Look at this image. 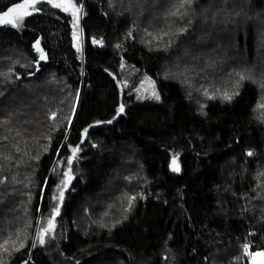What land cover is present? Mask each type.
<instances>
[{
	"label": "trees",
	"instance_id": "16d2710c",
	"mask_svg": "<svg viewBox=\"0 0 264 264\" xmlns=\"http://www.w3.org/2000/svg\"><path fill=\"white\" fill-rule=\"evenodd\" d=\"M73 2L75 28L46 2L0 26V264H240L245 243L264 249V0H194L182 18L181 0ZM142 76L159 100L135 99Z\"/></svg>",
	"mask_w": 264,
	"mask_h": 264
},
{
	"label": "snow or ice",
	"instance_id": "6c2138e0",
	"mask_svg": "<svg viewBox=\"0 0 264 264\" xmlns=\"http://www.w3.org/2000/svg\"><path fill=\"white\" fill-rule=\"evenodd\" d=\"M46 2L50 4L53 8L56 9H61L65 13H71L72 16V23H73V28L76 27V25L79 22V15L78 13L81 11V7H78L73 0H60V2H55V0H23V3H16L10 7H7L5 11L0 13V26H11L14 28H18L21 26L22 21L24 20L25 17L30 16L32 14L29 9H33L35 11H39L35 6L38 3ZM194 3V0H181V3L179 5V8L177 9L176 12H173L172 15L177 16L178 18H182V16L187 15V12L181 13L179 11L180 8H191L192 4ZM191 23V20H189V24ZM186 29H182L181 31H185ZM131 35V33H129ZM73 37L76 38V33L75 31L73 32ZM94 43H100V41H94ZM39 41L36 42V47L37 50L39 51ZM44 55L41 54L40 59H44ZM239 80L243 81L247 79L246 75L244 73H237ZM261 88H264V82L260 84ZM154 98L159 100V95H156L155 93L153 94ZM212 98V97H209ZM224 99L226 100H231L232 96L225 93L224 94ZM260 108H264V104L259 105ZM123 111V105H121L120 109L118 110L119 112ZM53 119H55V113H53L52 116ZM108 123H111V121H108ZM87 129L84 130L85 134L87 133ZM80 151L79 147H74L72 148V156H70L67 159V164L69 165V171L64 173V176L66 177V180L63 181L62 183L67 186V183H69L72 179L70 172H71V165L73 163V159L76 156V153ZM252 152H248V156H252ZM173 171H179V168L175 166V159L173 160ZM261 176H264V173H260ZM3 181H0L2 183ZM142 198V197H141ZM60 199H63V192L61 191L60 193ZM136 200V196H132L129 198V209L132 206V202ZM54 215H59V208L56 207L54 208ZM55 228V223H54V218L49 219L47 221V227H41L38 229L36 233V237L39 241L40 244L45 243V236L50 233L53 229ZM249 235H254V233H249ZM5 244H7V241H5ZM25 245L23 243L20 244V248H23ZM35 247V243L32 245ZM252 248V245L249 243H245L243 245V256L245 258H250V264H264V249L258 250V251H252L250 250ZM20 249H16V251H19ZM4 251L7 252V248L4 247ZM240 258H238L239 260ZM27 264V262H25Z\"/></svg>",
	"mask_w": 264,
	"mask_h": 264
},
{
	"label": "rangeland",
	"instance_id": "374dc122",
	"mask_svg": "<svg viewBox=\"0 0 264 264\" xmlns=\"http://www.w3.org/2000/svg\"><path fill=\"white\" fill-rule=\"evenodd\" d=\"M55 2H60V0H55ZM80 15L81 11L79 12V17ZM121 68L124 70V77L122 83L125 87H128L134 82V79L137 77V73L132 67L126 66L125 62H122ZM154 93L158 95L154 81L147 76L140 77L134 87L135 99L140 102L157 101V99L154 98ZM243 258L245 259V257L242 255V261L240 262V264L247 263V261H245Z\"/></svg>",
	"mask_w": 264,
	"mask_h": 264
},
{
	"label": "water",
	"instance_id": "95a60500",
	"mask_svg": "<svg viewBox=\"0 0 264 264\" xmlns=\"http://www.w3.org/2000/svg\"><path fill=\"white\" fill-rule=\"evenodd\" d=\"M37 41H39V45H38V47H39V49H40L39 51L37 50V47L35 46ZM33 48H34V51H35V52H38V53H41V52H42V47H41V37H38V38L36 39V41L33 43ZM41 54H43L44 57H46V55H45L44 53H41ZM40 57H41V55H40ZM44 59H45V58H44ZM36 66H38V63L36 64ZM38 72H39V68H36L35 71H34V73L36 74V73H38ZM174 159H175V166L179 168V171H176V172H177V174H179L180 171H181V169H180V166L178 165V161H177L176 158H173V159L171 160V168L173 169V167H174V165H173V160H174ZM249 264H250V258H249Z\"/></svg>",
	"mask_w": 264,
	"mask_h": 264
},
{
	"label": "built area",
	"instance_id": "2783aa9c",
	"mask_svg": "<svg viewBox=\"0 0 264 264\" xmlns=\"http://www.w3.org/2000/svg\"><path fill=\"white\" fill-rule=\"evenodd\" d=\"M252 245V244H251ZM253 246V245H252ZM251 250V249H250ZM242 251H243V248H242ZM245 261H247V263H244V264H249V258H245L244 259Z\"/></svg>",
	"mask_w": 264,
	"mask_h": 264
}]
</instances>
